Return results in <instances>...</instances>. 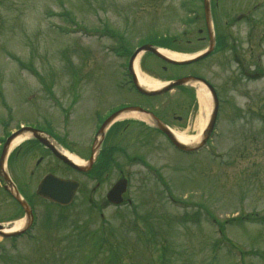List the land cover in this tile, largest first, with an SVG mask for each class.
Masks as SVG:
<instances>
[{"label":"rangeland","instance_id":"rangeland-1","mask_svg":"<svg viewBox=\"0 0 264 264\" xmlns=\"http://www.w3.org/2000/svg\"><path fill=\"white\" fill-rule=\"evenodd\" d=\"M221 4L218 21L227 22L232 50L194 68L219 100L207 147L186 156L157 136L155 157L144 159L158 171L149 178L140 166H128L131 183L120 207L102 202L112 180L100 182L95 191L94 182L83 180L81 193L65 209L35 198L37 228L18 239L0 238V264H115L97 242L103 237L126 264H155L163 245L167 264H264V0ZM201 6V0H0V137L28 122L63 134L67 147L77 138L87 143L94 131L92 116L87 123L93 103L118 91L130 93L126 87L120 91L117 82L127 80L124 65L134 49L151 35L170 38L164 45L184 46ZM142 56L132 67L147 77L141 61L155 60ZM179 70H156L152 80L162 84ZM188 95L172 92L154 107L178 135L198 139L201 106L194 92L197 116L190 107L187 111L193 101ZM114 98L111 102L122 99ZM212 107L210 99L206 124ZM82 114L79 125L76 116ZM177 116L185 123L177 124ZM10 210L0 206V220L19 218ZM42 218L51 224L43 232ZM74 224L85 231L77 247L66 239L74 238Z\"/></svg>","mask_w":264,"mask_h":264},{"label":"flooded vegetation","instance_id":"flooded-vegetation-1","mask_svg":"<svg viewBox=\"0 0 264 264\" xmlns=\"http://www.w3.org/2000/svg\"><path fill=\"white\" fill-rule=\"evenodd\" d=\"M221 2L220 0H210L213 38L210 40L204 19L203 17H199L195 20V23L198 22L200 24L199 27L197 29L192 27L190 29L184 40L185 45L182 49L188 52L199 49L203 50L207 48L212 41L214 44V51L206 58L207 60L216 52L219 53L220 49L230 46L231 35L226 32L225 28H222V26L219 27L217 23L216 17L219 16V10L222 6ZM224 25L227 27L226 24ZM175 47H180L181 49V46H174V48ZM150 57L155 60L156 69L149 68L147 64L144 65V68L152 76H155L153 72L157 69H160L163 73L178 69L177 67H172L164 63L153 55H150ZM200 63H202V61L195 65L193 64L194 67L191 68V71L185 72L182 71L183 69H180L173 79L182 76H201L195 73L196 71L194 70V68L196 70L202 68L203 64L200 65ZM129 82V88L132 92L121 94L120 96L122 99L120 103H116L115 100L111 102L112 99H105V103L96 102L98 106H96V112L99 111L95 119L94 129H96V132H91V136L87 143L77 138L74 144V153L77 157H82L86 167L85 171H79L70 166L68 167L63 161L54 156L53 151H51L46 144H41L32 137L7 153L4 161L5 171L18 193L29 205L37 198L36 189L39 182L49 174L77 181L79 183L77 195H79L84 185L83 180L94 182V191L96 188L100 187L101 183L110 182L112 180V184L109 183L108 185L110 188L115 181L122 178H127V180L130 178L127 172L128 165L140 167L146 165L144 157L150 155L152 151L150 152L149 150L153 149V146L156 145L157 142V136H160V132L154 128L149 121L151 119V114L160 118L159 112L157 111L158 107L157 109L154 107V101L157 100L158 97H149L136 92L133 88L132 81L130 80ZM187 99H190V103L191 93H189L186 100ZM108 101L110 103H108ZM104 106H106V108ZM127 107L140 108L142 112H148L149 114L146 115L137 110L138 113L136 114L131 113L128 114V116L115 117L109 121L104 131H99L103 122L109 116H115L119 114V110ZM189 107L190 104H188L187 111ZM174 120L177 124L185 123L184 116L175 117ZM162 121L169 126L166 119L162 118ZM14 130L15 129H10L9 132L11 133ZM40 130L43 131V136L47 138L51 146L57 148L62 144L60 138L50 135L46 127L43 126V129L41 128ZM82 149L83 151H81ZM64 171L71 173V175H65ZM9 185L8 182H5L4 176L0 175V197L3 199L5 195L6 201H10L11 198L12 205H15V203H13V198L5 189V186L9 187ZM39 199L42 202H48L43 198ZM103 202L105 204L107 203L106 201ZM100 204L103 203L100 202ZM96 206L98 207V205Z\"/></svg>","mask_w":264,"mask_h":264},{"label":"water","instance_id":"water-1","mask_svg":"<svg viewBox=\"0 0 264 264\" xmlns=\"http://www.w3.org/2000/svg\"><path fill=\"white\" fill-rule=\"evenodd\" d=\"M204 8H205V16H206V21L207 23H209L210 20V16H209V8H208V3L207 0H204ZM140 51H146V52H151L154 53L158 56H160L162 59L166 60L168 63L171 64H190L194 61H197L201 58H203L204 56L207 55V53H209L210 49L208 50V52L202 56H199L197 58H194L192 60H184V61H175V60H171L166 58L165 56L161 55L159 52L155 51L154 48H152L149 45H145L141 48H139L138 50L135 51V53L132 55L131 61L135 58V56L140 52ZM196 78H192V77H188V78H182L179 79L175 82H172L171 84H169L168 86L160 89V90H155V91H149L146 89L141 88L139 85H137V88L140 92H142L143 94H147V95H160L163 94L167 91H170L172 88L176 87V86H180L183 84H186L187 82L190 81H196ZM203 84H205L209 90L211 91L212 95H213V99H214V110L212 113V116L210 118V122L209 125L207 127V129L204 131L202 139L200 144H198L196 147H187L185 145L179 144L176 139L171 135V133L162 125V123L158 120V119H154V122L156 124V126L164 133L168 136V138L171 140L172 144L179 150L184 151V152H195L196 150L200 149L204 144L205 141L207 140V138L209 137L212 129H213V125L215 123V118H216V113H217V100L214 94L213 89L207 85L204 81H202ZM60 157L66 161L68 164L69 161L60 155ZM77 188V185L72 182V181H65V180H60V179H56L53 176H48L46 177L43 182L40 184L39 188H38V194L57 203L60 205H67L71 202L74 192ZM126 188V183L125 181H120L118 182L114 188L109 192L108 194V199L110 202L115 203V204H119L121 203V198L120 195L125 191ZM22 205L24 212L26 213L27 216V221L29 223L30 220V210L29 207L21 200L19 199V196L14 193H11ZM2 227L0 226V235L2 237H10V236H17L19 234L22 233V231L19 232H15V233H3L1 231Z\"/></svg>","mask_w":264,"mask_h":264},{"label":"bare ground","instance_id":"bare-ground-1","mask_svg":"<svg viewBox=\"0 0 264 264\" xmlns=\"http://www.w3.org/2000/svg\"><path fill=\"white\" fill-rule=\"evenodd\" d=\"M161 53L173 60H179V59H183V58H186L184 57V55L182 56L181 54H178V53H174V52H169L165 49H162L161 50ZM138 59V58H137ZM136 59V61H137ZM137 74V72H135ZM138 79H139V82L140 84L144 87V88H147L149 90H154V89H158L162 86V84H159V83H156V82H153V80H151L150 78L148 77H142V76H137ZM197 90V99H198V102H199V105L201 106V112L202 114L197 118V122H196V128L198 130V132L202 131L203 128L205 127V124H206V121H207V114L206 112L209 111V100H210V97L208 95V93L206 92V90L203 88V87H197L196 88ZM175 135L178 137V139L185 143V144H188L190 141L189 140H192V143L196 142L197 141V138H194V139H186V138H183L181 135H178L177 133H175ZM22 140L21 137L18 138L16 140V142ZM70 157L77 161L78 164H82L83 161H78L74 156H71ZM23 223V220L20 221L19 223L17 224H14L15 226H13L14 228L13 229H16V227H18L19 225H21ZM11 229V230H13Z\"/></svg>","mask_w":264,"mask_h":264},{"label":"trees","instance_id":"trees-1","mask_svg":"<svg viewBox=\"0 0 264 264\" xmlns=\"http://www.w3.org/2000/svg\"><path fill=\"white\" fill-rule=\"evenodd\" d=\"M74 227H75V229H74V231H72V236H74V234H75V236H74V238L76 239V241H70L69 239H67V241L69 242V244L70 245H73V246H76L77 247V242L84 236V234H85V231H83V230H81L80 231V229H81V227H77V224H74ZM95 232L97 233V238H100L101 236H103L102 234H101V232H100V229H97V230H95ZM149 232H151L152 234H154L150 229H149ZM154 241H155V239H154V235H153V237H151V239H150V244H153L154 243ZM97 242L99 243V244H102V245H104L105 246V250L107 251V253H106V259L108 260V263L112 260L115 264L117 263V264H119V263H122V261H121V259H120V257L118 256V254L116 253V250H112L111 248H110V246H111V244H110V242H108V240L107 239H105V237H103V238H100V239H98L97 240ZM87 250H92V249H87ZM86 250V251H87ZM167 252H168V250H167V248H166V246H161V249H160V255H159V257H158V261L157 262H155V264H167V261H166V255H167ZM104 254V253H103ZM116 258H119V261H116ZM125 263V262H124ZM124 263H122V264H124ZM126 264V263H125Z\"/></svg>","mask_w":264,"mask_h":264}]
</instances>
